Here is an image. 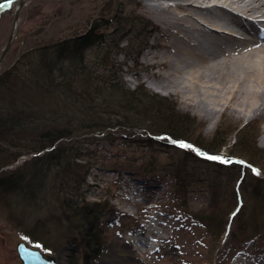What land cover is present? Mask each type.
<instances>
[{"label": "rangeland", "instance_id": "1", "mask_svg": "<svg viewBox=\"0 0 264 264\" xmlns=\"http://www.w3.org/2000/svg\"><path fill=\"white\" fill-rule=\"evenodd\" d=\"M165 1L174 0L152 2L163 4ZM17 4L18 2L2 14L0 55L13 28ZM145 5L144 0H25L14 42L0 64V74L13 67L20 56L37 50L38 59L35 61H40L45 47L85 35L94 29L104 37L90 48L86 65L91 66V70H94L92 64L98 66L102 54H110L115 62L112 69L120 76L125 88L130 91L142 89V94L135 92L133 95L139 98L140 102H151L152 109L159 112H149V115L172 117L160 103H168V109L175 105L178 114L173 117L181 124H187L186 130L192 137L211 144L226 142L222 144L218 154L225 160L215 159L217 162L235 161L248 165L247 159L251 158L256 160L258 166L264 167V117L249 118L220 113L216 120H213L211 116L200 114L193 104L186 103L181 93H176L173 88L152 87L153 82H158L162 77L161 73L166 71L164 66H159L157 62L165 53L163 43L166 37L162 23L149 15ZM115 40H119L117 46ZM65 67L68 68L67 64ZM110 68L108 66L107 69ZM107 71V75L112 73ZM35 73L28 75H40L42 81L45 71ZM63 73L70 77V71ZM53 74L55 78L59 75L55 70ZM51 90L45 86L36 88V94L31 91L28 95L25 90L22 92L21 89H14V94H17L18 102L26 107L25 101L30 100L29 96L40 99L39 104H43L40 107L46 105V102L52 103L53 106L55 101L63 105V100L56 99L59 92H53L51 97H48L47 94ZM106 91L108 95L99 94L98 98L103 105L115 102L126 105L125 97L118 95L113 99L109 96L116 93L113 88ZM147 95H156V98L167 100H151ZM117 106L120 109V106ZM33 115L35 119H43V115L37 112ZM189 119L195 120V123L189 124ZM141 130L143 129L112 133L115 138L113 142L100 139V133L84 134L79 137L84 140H81L80 145H76L83 157L89 158L91 164L82 196L88 202L98 201L102 209L106 208L108 203L122 213L102 214L101 218L99 217L103 244L97 258L88 259L81 245L69 242L75 225L70 224L69 219L64 220L61 208L57 207L60 204L56 205L59 202L54 203L51 200L55 199L51 196L52 192L59 187L46 180L44 184L47 188L43 194L46 205L39 207L41 209L36 208V213L30 210L31 205L25 206L27 202L23 194L15 199L0 195V264H22L17 252V242L25 238L20 232L22 228L17 227L18 221L13 217L17 213L22 214L21 217L17 216V219H40L44 223V226L40 227H44L41 231L43 236H37L45 239L54 248L58 264H232L234 260L240 264H264V184L254 178L255 175L264 178V173L259 167L255 166L256 168L252 169L254 173L249 172L248 177L245 173L237 179V174L227 175L220 172L216 168L219 167L217 164H209L191 157L188 159L185 149L181 146L178 148L164 145L163 142L150 143L146 136L148 132L146 135L141 134ZM216 136H219L221 141L217 140ZM87 137L91 139H85ZM167 139L174 145H180L176 141H183L170 136H167ZM199 150L195 151L202 155L201 149ZM31 156L24 154L16 162L0 167V172L15 170L24 165L26 159ZM80 161L85 163L86 160H75ZM150 163L155 166L153 173L137 174L129 170L133 166ZM172 164L179 168L185 165L191 173L198 174L199 179L195 182L189 181V184L183 186L186 189L184 193L174 176L168 174H175L173 167L169 166ZM166 169H171V172ZM80 174L83 176V171ZM52 203L56 208L54 214H49ZM23 207H26V210ZM198 212L214 213L221 220L228 218L230 213V221L226 220V231L219 241L206 224L194 220L193 215ZM69 213L76 219L72 212ZM152 223L155 228L152 231L151 246L133 241L135 234H147V227ZM213 225L216 227V224ZM240 226L243 228L237 232ZM261 226L262 228H259ZM236 232V236H233ZM134 247L136 249H133ZM128 249L131 251H127ZM114 253L123 256L119 261H112Z\"/></svg>", "mask_w": 264, "mask_h": 264}, {"label": "trees", "instance_id": "2", "mask_svg": "<svg viewBox=\"0 0 264 264\" xmlns=\"http://www.w3.org/2000/svg\"><path fill=\"white\" fill-rule=\"evenodd\" d=\"M103 37L104 35L97 34L94 29L90 30L85 35L72 37L50 47H45L43 53H41L40 61H35L38 59L37 50L28 53L26 56H20L13 67L0 74V167L16 162L24 154L27 157L30 154L32 155L26 159L24 165H20L15 170L0 172V195L15 199L23 194L22 196L27 202L25 206L31 205L30 210L36 213V208H42V206L46 205L43 194L47 185L44 183L46 180L49 183H54L59 189H54L51 196H54L55 199L51 198V200L54 203L59 202L56 205L60 204L57 207L61 208L64 220L69 219V223L75 225L72 231L74 234L70 235L69 242L81 245L85 250V256L89 257L88 259L90 260L97 258L101 252L103 240L99 217L101 218V213L106 208L102 209L98 201L88 202L82 196V189L91 164L89 163V158L83 157V153L76 148V145H80L81 140H84L79 139V137L84 134L100 133L102 134L100 139L104 138L113 142L115 138L112 133L143 129L141 134L146 135L148 132L149 136H146L150 143L163 142L164 145L178 147L168 141L166 136H170L173 139L183 140L196 145L201 151L213 155H218L222 149V144L226 143L225 141L222 144L205 143L199 138L192 137L186 130L187 124H181L173 117L178 114V110H175V105L168 109V103L163 105L159 102L161 107H165L163 109L171 114L172 117H161L160 114H155L158 115L155 117L149 115L151 112H155L151 107L153 104L146 100L140 102V99L133 95L135 92H141L142 94V89L138 88L130 91L125 88L120 76L112 69L115 62L110 54H102L101 60L97 64L98 66L92 64L94 70H91L92 67L86 65L89 59L88 55H90V48H93ZM115 41L117 46L119 40ZM146 44L148 45L147 40L145 46H147ZM140 46L142 48L141 44ZM22 57L24 60H22ZM65 64H67L68 68L65 67ZM108 66L111 68L107 69ZM99 69L104 71L99 72ZM40 70L45 71L42 81L40 75H28L29 73L36 74L35 72ZM54 70L59 74L57 78L53 74ZM107 70L112 73L107 75ZM69 71L70 77L65 76L63 72ZM75 78L76 80H74ZM54 80L56 81L54 82ZM45 86L52 89L47 94L48 97H51L53 92H59L60 94L56 99L58 101L63 100L65 103L60 105V103L55 101L52 106V103L48 104L49 102H46V105L44 104L43 107H40L43 105L39 104L40 99L37 100L35 97L29 96L28 99L30 100L25 101L26 107L18 102L17 94H14L16 93L14 89L17 91L21 89L22 92L25 90L28 95H30L31 91L36 94V88H44ZM111 88L116 93L113 95L109 94V96L113 97V99L118 95L125 97L126 105L115 102L113 104L109 103L110 106L108 104L105 106L99 101V94L106 96V90ZM147 96L151 100H167V98H156V95ZM104 101L106 100L104 99ZM117 105L120 106V109ZM35 112L43 115V119L33 118ZM156 112L159 113L158 111ZM188 123L193 125L192 123H195V120L189 119ZM144 128L149 131H145ZM157 136H163V138H158ZM216 138L221 141L219 136H216ZM85 139L91 138L87 137ZM239 140L238 137V143L240 144ZM183 150L188 159L191 157L209 164H217L219 167L216 168L220 172H225L227 175L237 174V179L241 178L245 173V176L249 172L254 173L252 166H258L256 160L251 158L247 159L248 165L235 161L232 163H220L215 159L199 155L193 149L183 148ZM83 158L86 160L85 163H81V161L75 162L76 159L84 161ZM169 166L173 167L172 171L175 174H168L174 176L177 185L181 187L180 190L183 193L186 191L183 186L189 184V181L195 182L199 179L198 174L191 173V170H188L185 165H183V168H181L182 166L180 168L176 167L174 164ZM258 167L264 173V167ZM129 170H133L137 174L153 173L155 166L154 163H150L148 165L133 166ZM166 170L171 172V169ZM81 171H83V176L80 174ZM255 177L256 180L259 179L264 184V178H258L256 175ZM26 207H23L24 210H26ZM54 208L56 206H53L52 203V207H49V214H54ZM69 211L73 213V217L76 219L71 217ZM202 213L198 212L193 215L194 220L200 224H206L210 232L214 233L213 235L216 234L215 237L217 236L219 241V238L226 231V220L227 222L230 221V213L228 218L222 219L223 222L214 213H203V215ZM17 216L21 217L22 214L18 215L17 213L13 216L16 219L14 220L18 221L16 223L17 227L22 228V231H20L21 235L32 244L36 245L38 243L45 250L53 252L54 248L45 239L37 236L42 235L41 231L44 227H40L44 226V223L40 219L31 221L24 218L17 219ZM213 224H216V227ZM242 228L243 226L238 227L237 232L241 231ZM259 228H262V226ZM237 232L233 233V236H236Z\"/></svg>", "mask_w": 264, "mask_h": 264}, {"label": "bare ground", "instance_id": "3", "mask_svg": "<svg viewBox=\"0 0 264 264\" xmlns=\"http://www.w3.org/2000/svg\"><path fill=\"white\" fill-rule=\"evenodd\" d=\"M152 1L144 0L146 10L166 37V54L157 61L166 71L152 87L173 88L213 120L220 113L264 117V0ZM119 213L107 203L101 216ZM154 228L152 223L133 241L151 246Z\"/></svg>", "mask_w": 264, "mask_h": 264}, {"label": "water", "instance_id": "4", "mask_svg": "<svg viewBox=\"0 0 264 264\" xmlns=\"http://www.w3.org/2000/svg\"><path fill=\"white\" fill-rule=\"evenodd\" d=\"M15 2H18V4L16 5V10L14 13L13 28L9 34L5 46L2 49V53L0 55V64L14 42L21 9L25 5V0H0V20L2 13L5 10L10 9ZM17 252L22 264H58V256L56 254L45 251L39 246H34L26 239H20L17 242Z\"/></svg>", "mask_w": 264, "mask_h": 264}, {"label": "snow or ice", "instance_id": "5", "mask_svg": "<svg viewBox=\"0 0 264 264\" xmlns=\"http://www.w3.org/2000/svg\"><path fill=\"white\" fill-rule=\"evenodd\" d=\"M176 143L180 144L182 147H186V148H194L195 146L194 145H191L189 143H187L186 141H176ZM196 151H200L199 149H196ZM202 155H208L207 153H201ZM212 159H216V160H225L224 157H221V156H212L210 157ZM257 172L259 170H256Z\"/></svg>", "mask_w": 264, "mask_h": 264}]
</instances>
